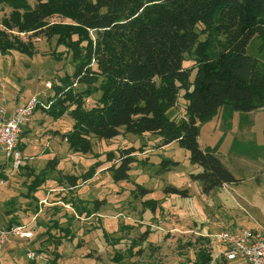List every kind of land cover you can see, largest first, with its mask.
<instances>
[{"label": "rangeland", "instance_id": "obj_1", "mask_svg": "<svg viewBox=\"0 0 264 264\" xmlns=\"http://www.w3.org/2000/svg\"><path fill=\"white\" fill-rule=\"evenodd\" d=\"M10 11L0 6V28ZM50 21L69 22L59 16ZM15 34L33 42L34 53L0 52V98L9 109L34 96L45 100L54 92L49 84L74 72L72 54L57 37ZM248 52L264 61L258 36ZM98 96L90 97L87 106ZM187 104L180 93L167 115L181 122ZM74 124L68 112L55 117L39 109L24 127L29 128L22 137L24 164L0 189V225H9L6 210L13 208L15 224H27L33 237H11L0 250V264H33L30 250L39 254L37 264H242L241 259H222L225 248L214 235L264 230V108L242 112L226 105L200 124L201 148L211 150L240 179L209 194L192 177L202 168L191 163L189 151L178 142L160 146V136L127 133L107 140L93 137L91 151L73 152L63 136ZM130 147L137 151L129 175L115 180L110 167L116 160L107 155L113 152L117 159ZM52 160L57 164L47 172ZM163 160L179 163L166 170ZM93 167L96 172L88 177ZM64 174L77 176L78 185L73 187ZM37 178L41 184L30 193ZM170 185L188 195L167 191ZM4 199L12 202L4 204Z\"/></svg>", "mask_w": 264, "mask_h": 264}, {"label": "trees", "instance_id": "obj_2", "mask_svg": "<svg viewBox=\"0 0 264 264\" xmlns=\"http://www.w3.org/2000/svg\"><path fill=\"white\" fill-rule=\"evenodd\" d=\"M5 5L11 11L1 20L2 54L34 53L33 42L15 32L57 37L72 54L74 72L52 86L43 100L50 107L38 110L71 114L75 124L63 138L73 152L91 151L93 137L150 134L161 137L160 146L178 142L189 151L191 163L202 168L192 177L203 193L240 181L221 158L201 148L200 124L222 106L264 108V61L248 52L255 36L264 44V0H0ZM54 16L69 22H51ZM180 93L188 104L177 122L167 113ZM94 94L99 96L89 107ZM136 151L124 148L117 159L108 153L109 161L116 160L110 167L115 180L128 177ZM178 163L162 165L169 170ZM55 164L50 161L46 171ZM95 172L93 167L88 177ZM63 178L78 185L75 175ZM35 181L30 193L42 179ZM167 191L188 195L172 185Z\"/></svg>", "mask_w": 264, "mask_h": 264}, {"label": "built area", "instance_id": "obj_3", "mask_svg": "<svg viewBox=\"0 0 264 264\" xmlns=\"http://www.w3.org/2000/svg\"><path fill=\"white\" fill-rule=\"evenodd\" d=\"M49 86L52 87L51 84ZM43 106L50 107V103H45L40 96H34L9 112L6 99L0 98V153L4 157L1 166L10 173L24 164L21 135L34 113ZM9 174L2 175L0 172V189L7 184ZM11 237L31 239L33 231L24 224L0 225V250ZM214 237L225 248L221 253L222 259H241L242 264H264V230H223ZM27 256L30 260L39 258V254L33 250L28 251Z\"/></svg>", "mask_w": 264, "mask_h": 264}, {"label": "crops", "instance_id": "obj_4", "mask_svg": "<svg viewBox=\"0 0 264 264\" xmlns=\"http://www.w3.org/2000/svg\"><path fill=\"white\" fill-rule=\"evenodd\" d=\"M14 108H15V107H14ZM14 108H13V109H14ZM13 109H9V112H11ZM26 126L28 127L29 124H27ZM28 130H29V128H26V129L24 128L23 132H26V131H28ZM3 163H4V157H3V154L0 153V172H1L2 175H4V174H5V175H6V174L8 175L10 172H9V170L7 171V170L3 169V167L1 166ZM3 201H4V202H3L4 204H5V203H8V202H10V203L12 202V201H8V199H4ZM6 211H7V217L10 219V221H11L13 224H15V221H16V220L13 219V218H14V215H13L12 212H11V211H14L13 208L7 209ZM8 212H9V213H8ZM17 223H19V222H17ZM19 224H20V223H19ZM21 224H23V223H21ZM24 225H27V224H24ZM16 238H18V237H16ZM10 239H11V238H10ZM20 239H26V238H20ZM26 240H27V239H26ZM9 241H10V240H9ZM9 241H8V242H9ZM8 242H7V243H8ZM226 262H227V261H226Z\"/></svg>", "mask_w": 264, "mask_h": 264}]
</instances>
